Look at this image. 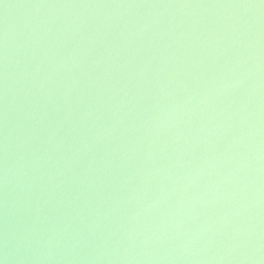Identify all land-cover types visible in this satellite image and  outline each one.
<instances>
[{"label": "water", "instance_id": "obj_1", "mask_svg": "<svg viewBox=\"0 0 264 264\" xmlns=\"http://www.w3.org/2000/svg\"><path fill=\"white\" fill-rule=\"evenodd\" d=\"M0 264H264V0H0Z\"/></svg>", "mask_w": 264, "mask_h": 264}]
</instances>
